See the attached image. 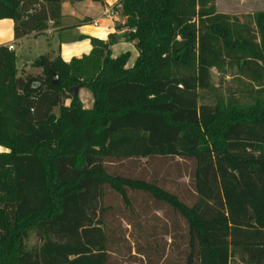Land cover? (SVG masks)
<instances>
[{"label":"trees","instance_id":"trees-1","mask_svg":"<svg viewBox=\"0 0 264 264\" xmlns=\"http://www.w3.org/2000/svg\"><path fill=\"white\" fill-rule=\"evenodd\" d=\"M64 1L0 0V19L15 39L39 34L60 24ZM214 1L119 0L137 50L128 66L129 51L112 54L117 33L68 61L39 55L40 72L20 76L0 45V264H112L106 188L127 207V189L171 207L186 224L185 264H264V10L250 26ZM227 67L252 85L250 102L203 101L217 91L211 69ZM152 157L194 162L192 204L107 170Z\"/></svg>","mask_w":264,"mask_h":264},{"label":"rangeland","instance_id":"rangeland-1","mask_svg":"<svg viewBox=\"0 0 264 264\" xmlns=\"http://www.w3.org/2000/svg\"><path fill=\"white\" fill-rule=\"evenodd\" d=\"M214 5L218 12L237 15L241 22L253 26L252 14L264 9V0H215ZM117 10L120 13V10ZM30 41L16 45L18 74L23 66H28L29 60L40 54L41 51L38 50L43 45H48L45 37L37 38L35 43ZM37 42L39 44H36ZM26 71L28 72V69ZM39 72L40 69L31 70L28 73L38 74ZM211 75L217 91L212 93L204 91V102H213L214 93L222 95L225 99L233 93L236 100L241 103L252 100L247 94V90L252 85L246 78L237 77L235 67L225 68L224 74H219L215 68H212ZM255 87L256 84H254ZM78 96L84 107L91 105V102L87 104L92 100V96L86 88L78 89ZM54 111L56 112L57 109L55 108ZM107 167L111 173L155 182L160 187L177 194L187 204H192L195 200L190 177L194 162L191 160L177 157H152L148 160L146 158L128 159L107 164ZM127 193L131 198L130 207L124 204L118 194L108 188L105 191L106 210L103 215L112 238L108 246L109 262L112 264H185L187 234L184 220L177 216L171 207L153 200L142 191L127 189ZM178 228L179 231L176 232ZM27 242L29 246L38 242L34 232L30 233Z\"/></svg>","mask_w":264,"mask_h":264},{"label":"crops","instance_id":"crops-1","mask_svg":"<svg viewBox=\"0 0 264 264\" xmlns=\"http://www.w3.org/2000/svg\"><path fill=\"white\" fill-rule=\"evenodd\" d=\"M118 1L119 0H65L61 5L62 18L58 26L50 25V27L42 33L30 34L20 39L14 38V23L12 19L1 18L0 45H13L12 50L16 54L17 44H22L24 41L29 40L35 43L37 38L45 37L48 45H43V47L38 50L41 51L39 55L45 54L50 57L60 55L64 60L68 61L73 56L80 57L90 51V37L107 39L108 35L111 33H117L119 36L120 33L124 32V34L119 36V39L111 46L112 54L116 56L121 52L123 53L129 50L131 57L127 66L131 65L137 56V50L133 41H128L122 37L126 33V28L123 26L125 17L117 12ZM108 7H112L114 12L113 16H105L104 12ZM237 17L239 18V16ZM95 21L97 25L94 24ZM117 25L119 27H117ZM36 44H39V42ZM36 57L37 56H34L29 60L28 66H23L20 74H18V72L17 74L20 76L22 73L31 72V70H38L39 68L37 69V67L32 66V60ZM26 69H28V72ZM66 101L68 102L69 100ZM89 102H91L92 105V100L88 101L87 104H89ZM68 103L65 105H68ZM90 106H86V108ZM0 149L7 151V149L2 146H0Z\"/></svg>","mask_w":264,"mask_h":264},{"label":"built area","instance_id":"built-area-1","mask_svg":"<svg viewBox=\"0 0 264 264\" xmlns=\"http://www.w3.org/2000/svg\"><path fill=\"white\" fill-rule=\"evenodd\" d=\"M104 14H105V16H108V15L109 16H113L114 12L112 10V7H110V8L108 7V9L105 10ZM94 24L97 25V22L95 21ZM8 49L12 50L13 49V45L9 44L8 45Z\"/></svg>","mask_w":264,"mask_h":264},{"label":"water","instance_id":"water-1","mask_svg":"<svg viewBox=\"0 0 264 264\" xmlns=\"http://www.w3.org/2000/svg\"><path fill=\"white\" fill-rule=\"evenodd\" d=\"M122 34H124V32L120 33L119 36H121ZM55 83H57V79L55 80ZM78 89H79L78 86L73 89V91H72L73 95L78 94Z\"/></svg>","mask_w":264,"mask_h":264},{"label":"clouds","instance_id":"clouds-1","mask_svg":"<svg viewBox=\"0 0 264 264\" xmlns=\"http://www.w3.org/2000/svg\"><path fill=\"white\" fill-rule=\"evenodd\" d=\"M0 151H5L4 149H0Z\"/></svg>","mask_w":264,"mask_h":264}]
</instances>
